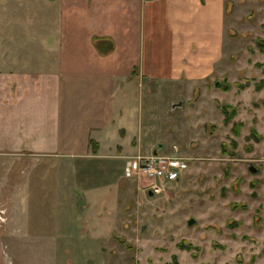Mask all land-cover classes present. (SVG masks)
<instances>
[{
	"label": "rangeland",
	"instance_id": "1",
	"mask_svg": "<svg viewBox=\"0 0 264 264\" xmlns=\"http://www.w3.org/2000/svg\"><path fill=\"white\" fill-rule=\"evenodd\" d=\"M227 8L220 69L139 78L134 121L93 155L0 154V264H264V0ZM153 156L188 169L151 197L138 164Z\"/></svg>",
	"mask_w": 264,
	"mask_h": 264
},
{
	"label": "crops",
	"instance_id": "2",
	"mask_svg": "<svg viewBox=\"0 0 264 264\" xmlns=\"http://www.w3.org/2000/svg\"><path fill=\"white\" fill-rule=\"evenodd\" d=\"M5 4L28 12L0 26V154L89 157L134 121L139 78L200 81L224 58L227 0Z\"/></svg>",
	"mask_w": 264,
	"mask_h": 264
},
{
	"label": "built area",
	"instance_id": "3",
	"mask_svg": "<svg viewBox=\"0 0 264 264\" xmlns=\"http://www.w3.org/2000/svg\"><path fill=\"white\" fill-rule=\"evenodd\" d=\"M188 169V163L176 156L142 160L138 164V175L147 179L149 193L160 194L172 183L180 181L181 175Z\"/></svg>",
	"mask_w": 264,
	"mask_h": 264
},
{
	"label": "water",
	"instance_id": "4",
	"mask_svg": "<svg viewBox=\"0 0 264 264\" xmlns=\"http://www.w3.org/2000/svg\"><path fill=\"white\" fill-rule=\"evenodd\" d=\"M179 106H182V104H180ZM253 172H255V170H253ZM149 194L151 197L153 196V193H149Z\"/></svg>",
	"mask_w": 264,
	"mask_h": 264
}]
</instances>
